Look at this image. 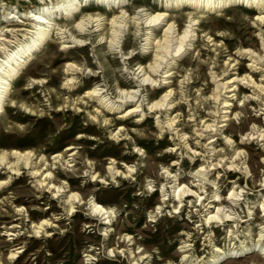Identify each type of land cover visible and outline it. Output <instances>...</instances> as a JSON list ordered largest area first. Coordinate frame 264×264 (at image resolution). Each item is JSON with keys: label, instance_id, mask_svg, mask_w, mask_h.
<instances>
[{"label": "rangeland", "instance_id": "rangeland-1", "mask_svg": "<svg viewBox=\"0 0 264 264\" xmlns=\"http://www.w3.org/2000/svg\"><path fill=\"white\" fill-rule=\"evenodd\" d=\"M38 1L0 0V28L8 29L9 39L0 46V59L23 37L28 26L23 23L29 21L27 11H35ZM118 1L119 8L112 2L107 5L95 0H70L71 5L82 3L74 17L55 12L47 43L25 58L11 81L9 96L0 112V149H30L36 167L43 166L39 157L44 155L42 160L46 158L50 163L47 166L54 174L53 182L63 181L69 192H78L83 200L69 214L62 199L36 188L26 169L20 168L15 175L0 168V179H10L0 185V264H131L134 253L129 255L130 251L135 252V258L138 254L146 256L139 264H207L216 246L237 249L249 245L257 238L258 227L264 225V211L258 204L264 195V136L258 137V132L247 135L252 128L264 131V90L233 80L248 73V55H238L236 50L245 47L259 52L264 43V22L257 25L255 10L240 4L216 7L218 0L203 10L207 4L201 1L199 12L194 13L199 23L192 26L187 20L188 11L195 10L183 5L186 0ZM105 4L112 9H104ZM165 4L166 20L173 22L174 32L168 34V51L161 53L163 60L158 70L149 73L154 80L143 82L142 72L135 69L139 63L147 65L155 49L145 42L161 36L166 26V20H161L146 35L150 31L147 17ZM121 8L122 12L125 10L124 18H120L123 24L113 41L108 37L109 20L113 14H120ZM97 12L105 16L103 23L84 25L83 32L89 29L90 34L77 37L83 39L78 41L83 44L74 45L76 38L71 33L75 22L84 14ZM185 28L194 29L187 33L181 52H175L176 38ZM63 42L70 46L64 47ZM124 51L135 54L124 59ZM67 62L75 63L80 70L67 72ZM171 66L174 72L169 82L163 83L164 70ZM3 69L6 66H1L0 72ZM250 74L264 84V71L256 69ZM67 75L73 79H67ZM216 81L229 86L222 88L215 99ZM231 81L239 89L229 91ZM93 87L103 97L87 96L85 92ZM170 88L173 107L149 111L148 104ZM128 89L135 91L134 99L139 97L142 113L117 118L120 110L134 104L120 97ZM222 97L229 99L231 105L226 113L229 119L218 127L223 123L219 112L224 111L219 108ZM96 107L101 112L93 120L88 112L93 114ZM213 110L218 112L212 115ZM138 113L145 118L133 122ZM102 114H106L108 124L102 122ZM172 117V128L166 129L165 120ZM207 123L210 126L205 128ZM120 127L121 135L116 138L112 134ZM69 144L75 149L66 150ZM235 151H240L238 156ZM57 152L62 157L53 162L52 156ZM110 159L115 161L110 163ZM230 161H235L237 167L228 168ZM125 164L134 170L125 175L115 171L125 172ZM201 165L206 170L199 174L195 170ZM93 173L98 177L92 178ZM172 183L186 184L200 196L183 197L180 203L172 200ZM231 186L239 190L234 201L229 199ZM164 192L169 193V198L156 213ZM214 193L218 194L216 202H212ZM91 196L113 209L110 224H102V217L90 214L87 200ZM215 203H220L231 218L206 224V213L215 210ZM20 206L26 210L17 211ZM41 218L55 224L47 228L50 235L31 236L29 221ZM103 229L108 230L109 236L101 235ZM9 231L16 232L17 238L9 239ZM123 234L133 236L132 241H122ZM184 243L187 247L181 246ZM11 251L19 252L9 258ZM184 252L189 256L181 259ZM214 264H264V257L251 247Z\"/></svg>", "mask_w": 264, "mask_h": 264}, {"label": "bare ground", "instance_id": "bare-ground-1", "mask_svg": "<svg viewBox=\"0 0 264 264\" xmlns=\"http://www.w3.org/2000/svg\"><path fill=\"white\" fill-rule=\"evenodd\" d=\"M95 1L96 2H100V3L105 2L107 5L110 2H112V3H116L115 5H117L116 6L117 8L121 7L119 5V1L118 0H95ZM201 1H204V0H195L194 3H191L188 0L183 2V5H185V7H187L188 9L190 8V9L195 10V11H190V10L188 11V15L189 16H188L187 20H188V23L191 26H192V24H198L199 23V20H198V18H196L194 16V13H198L199 12V11H197V9L201 8V4H199V3H202ZM214 1L215 0H205L207 6H205V7L202 6V10H203V8H208V4L212 3ZM69 2H70V0H62V2H57V1L46 2V1H43V0H39L35 11H33V9H31V8L27 11V12H30V14L27 15V18H28L29 21H27L28 23L26 21H25L26 23L23 21L24 22L23 24H28V26L24 28L25 32L23 34V37L8 52H5V55H4L3 59H0V68L3 65L6 66V69L5 70L3 69L4 71L0 72V112L4 108V105H3L4 101L9 96V91L11 89L10 85H12L11 81L20 72V69L22 67V63L25 60V58L28 57L29 55H31L33 53H36L37 51L41 50V48H43V46L47 43L46 36L49 33V31H50L49 26H50L52 17L54 18V16H55V12L59 11L60 14L63 12V13H65V16L67 18H71V17H74L73 13L77 9V6H81V4H82V3H80L78 5V3H77V5H75V4L71 5V3L69 4ZM174 2H175V4L179 3V1H174ZM229 3H233V5H235V3L236 4H240L242 7L255 10L254 21L256 22V24L260 26L264 22V15H263L264 0H218L217 4H216V7H223V6L229 5ZM107 5L105 6L104 9H106V8L110 9L111 8V6H107ZM165 5L166 6L160 5L158 8H156L155 11H153L152 13H149L147 18L149 19L148 23H150V24L147 25V28L150 29V31L146 32V35H147V33L153 32L154 29H152V27L154 28V26L159 24L161 22V20H166V16L168 15V10H167L166 7H168V6H167V4H165ZM33 6H34V3H32V7ZM34 9H35V7H34ZM202 10H200V11H202ZM124 12H125V10L122 12V8H121L120 14H113L111 16V18L109 20V29H108V37L110 38V40H113V41L116 40L114 38L117 36V32L118 31L120 32V30H119L120 26H121L120 23L122 22V20H120V18H122V19L124 18L123 17L124 16ZM102 15L103 14H101L99 12L84 14V15H82L80 17V19L77 22H75L74 28H72V33H71V35H73V38L74 39L76 38V43L74 45L83 44V43L78 42V41H83V39H79L77 37H81V35H84V34H90L89 33L90 32L89 29H88V32H86V33L83 32L84 30H86L85 27H87V23L96 21V25L97 26H99L100 24L103 23V22L101 23V21H102V19H105V16H102ZM14 16H15L14 14L10 15L11 18H13ZM147 18H146V20H147ZM121 24H123V23H121ZM172 24H173L172 21L166 20V23H165L166 26H165V28L163 30L162 35L159 36V37L156 36L155 40H152V38H151L150 41L148 40V42H145V44H148V43L153 44L155 49H154V53H153V57H152L151 61L147 65H142L141 63H139L137 65L136 69H135V70L138 69V72H142L140 76H142L141 80L143 82L146 79H152L151 78V74H149V73L150 72H155L156 70H158L159 65H161L160 63L163 60V54H161V53H163V50H165L166 52L168 51L167 50V41H169L168 38H170V37H168V34L171 33V32H174V31H171ZM84 25H86V26L83 27ZM61 27L62 28L66 27V25L57 27V29L60 30ZM112 28H114V29H112ZM68 29H70V28H68ZM102 29L99 28L98 30H102ZM187 29L188 28H185V29H183V31L180 34L178 33L179 36L176 38L177 45H176L175 52H178L179 49L182 46H184L185 37H187V33L189 31L191 32L194 28L191 29V30H187ZM259 29H260V33H261L262 29L261 28H259ZM7 31H8V29L0 28V46L2 44H4L5 42L9 41V39L6 36V32ZM9 31H13V30L9 29ZM188 34H190V33H188ZM263 36H264V34H263ZM109 38H108V40H109ZM147 38H149V37H147ZM260 38H262V37H260ZM66 42H69V41H66ZM114 43L115 42H113V44ZM118 44H119V42H118ZM63 46L64 47L70 46V44H67V43L63 42ZM116 48H117V45H116ZM236 51H237L238 55H241V56H247L248 55L247 56L248 57V63H247V71H246L248 73H245L243 76H240V77L235 76V77H233V80L236 79V82H241V84H249L250 83L251 86L257 87L259 90H264V84H261V82L256 81L252 77V75L250 74V72H254V70L256 71V69H259V71L260 70L264 71V66H263L264 65V62H263L264 61V43H262V48H261V50L259 52H256V50H254V49L245 48V47L244 48H239ZM180 52L181 51H179V53ZM123 54H124L123 55L124 59H127V58L132 57L135 53H134V51H126V52L124 51ZM230 56L231 55L229 54V58H230ZM231 60H235L236 61L237 59L235 57H232ZM236 64H238V62L234 63V65H236ZM65 70L67 72L68 71H70V72H78L77 70H80V68L73 62H67ZM135 70L133 72H135ZM164 72H165V75L163 77V83H166V82H169L168 78L174 72L173 71V67L172 66L168 67L166 70H164ZM66 78L67 79H73L72 76H68V75H67ZM35 80L37 82V79H35ZM152 80H154V78ZM231 82L232 83L230 84V86L232 88L228 89L229 91H234L235 88L239 89L238 84L235 85L233 83L234 81H231ZM228 86L229 85H225L224 82L216 81L215 87H216V89L218 88V91H217L216 94H214V98L216 99L221 94L220 90L222 88H225V87H228ZM244 87H245V85H244ZM124 89H120V90L121 91H125ZM135 90L137 92L139 91L138 89H135ZM85 93H87V96H94L95 97V95L97 94V88L96 87L90 88ZM171 93H172V88L166 90L158 99H155V100L151 101V103L148 104L147 109H149V111H160L161 109L162 110H166V111L169 110L170 108L173 107V105L171 104L172 100L170 99ZM99 95H101V93ZM135 95H136L135 91H129V89H128V90H126L125 95H121L120 96L121 98L125 99L124 102H126V103H134V104H130L129 106H126L124 109L120 110L118 112L119 114H118L117 118H123V117L129 116V115H132L135 112H141L142 111V108L139 107V106H142V103H140L138 101L139 97L134 99ZM8 100H9V98H8ZM137 101L139 102V104H135V102H137ZM219 103L222 104L219 108L224 109V111H219V112H222V115H220V116L223 117V119H221L220 121L223 122V123L218 125V127L222 126V125H225L226 124L225 120L229 119L227 117L226 113L229 112L228 106L231 105V103L229 102V99L223 98V97L220 99ZM108 108H111V106H109ZM97 110H99L98 107L95 108L93 114L88 112V115L93 120H96L97 117H98V114H100V112H101V110H100L99 113H98ZM217 112H218L217 110H213L212 115H215V113H217ZM105 115L106 114H102V117H103L102 118V122L104 124H108L109 123V119L107 117H105ZM136 116L137 117L133 120V122L142 121L145 118V116H142V114H139V113L136 114ZM173 123H174V117L167 118L165 120V125L164 126L166 127V129H170V128H172ZM209 126H210V124L207 123L205 125V128H207ZM121 129H123V127H120L116 132H114L113 134L111 133V134L117 138L119 135H121V132H120ZM256 132H258V137L259 136H261V137L264 136V131L263 130H259V129L254 130L253 128L247 133V135H253ZM226 140H228L227 137H226ZM73 149H75V146L73 144H69V145L66 146V150H73ZM136 151L140 152V148H136ZM239 152L240 151L236 152V156L239 155ZM33 156H34V153L30 149H24V150H18L16 148H11L10 150L0 149V166H1L0 168H6V169H8V171L11 174H15V175L19 174V171H20L19 169L20 168L26 169L27 172L30 174V176L33 178V180L35 182L34 185H36V188L38 190H42L43 192L51 193L52 196L62 199V203L65 204L64 205L65 210L67 211V213L72 214V212L75 211V207L79 203H81V200H83L82 196L78 192H74V191L69 192L68 188L66 189L67 185L65 183H63V181L61 183L53 182L54 174H53V172L51 170H49V167L47 165L48 164L50 165V163L47 162L46 158H44L42 160L44 155H41L39 157V161H41L42 164H43L42 167H40V166L36 167L37 161H33ZM61 157H62L61 153H59V152L55 153L52 156V158L55 159V161H53V162L60 161ZM35 158H37V157H35ZM114 161H115L114 159H110V163H113ZM217 162H219V161H216V163ZM245 162H246V160H243L241 163L243 164V169L246 172L247 166H245ZM124 167H125V172L119 171L118 169H115V171L119 172V174L123 173L125 175L126 173H131L134 170L131 165H126L125 164ZM227 167L228 168H230V167L236 168L237 167V163L235 161H230L227 164ZM239 167L241 168V164L239 165ZM51 168H54V167H51ZM204 170H206V169L201 165L200 167H198V169L195 170V172L201 174ZM166 173H168V175H170V172H168L167 169H166ZM173 176H175V175H172V177ZM91 177L92 178L93 177L97 178L98 175H96V173H93V174H91ZM9 181H10L9 177L2 178V179H0V185H4V184L8 183ZM171 186L173 187V189L171 191L172 194L170 195L171 199L172 200L176 199L179 203L182 201L183 197H189V196H193V195L196 196V197L200 196L196 190L192 189L190 186H188L186 184H180V183L175 184V183H172ZM151 189H153V188H151ZM238 193H239V190H237L236 187H232L231 186V188L229 189V199L231 201L237 200L236 198H237V196H239ZM160 195H161V198L159 200V203L155 207V209H156L155 212L156 213L158 212V210L161 209L162 203L166 199L169 198V193L167 195L164 192V193H162ZM213 196H214V198L212 199V202H216L218 200V194L214 193ZM87 203L89 205L90 214L93 217L94 216L95 217H97V216L102 217V219H103V223L102 224H110L111 216L113 214V209L111 207H108V206L104 205L103 203L98 201L93 196H91L87 200ZM258 204H260V206L262 208L261 210L264 211V195L262 196V200H260L258 202ZM213 207H215V210L208 211L206 213V216L204 218V221H205L206 224L208 222H220V221H228V220H230V218H231L230 214L227 211H224V209L222 208L220 203H215L213 205ZM173 208L176 209L177 207L174 206ZM16 210L19 211V212H22V211H25L26 208L24 206H20V207H17ZM250 213H252V212H250ZM26 215H28V214H26ZM149 216L153 217L154 215L150 214ZM149 220L152 221V218H150ZM29 222H30L29 226H30L31 232H32L31 236H36V237L49 236L50 233L47 230V228L51 227V226H55V224H53L52 221H50L48 218H41L38 221L30 220ZM13 226H17V225L15 224V225H12L10 227H13ZM258 228L259 229H258V232H257V238L254 240V242H252L249 245H242V246H240V248H237V249H233V248L222 249L221 247L216 246L213 249L214 253L212 255H210L211 257L208 260L207 264H214L221 258L235 257L236 254H241V253L251 249V247H252L253 251L258 252L259 254H261L264 257V225L261 226V227H258ZM7 235L10 236L9 239H15V237L18 234L16 232L9 231V232H7ZM101 235L103 237L109 236L108 230L107 229H103V232L101 233ZM132 238H133V236H131L129 234H123L122 235V241H125V240L127 242L128 241H132ZM181 246L182 247H185V246L187 247V244L184 243ZM111 251L113 252V249H111ZM17 252H19V251H11L9 253V258H13L14 256H17ZM132 253H134V254L132 255L133 259H132V263L131 264H139L138 263L139 260H141L143 258H146L145 255L138 254V253H140V251L136 252L138 254L136 258H135L136 254H135L134 251H130L129 255L132 254ZM188 256L189 255H186V252H184L182 254V258L181 259L187 258ZM87 258H91V257L88 256ZM168 264H173V262H168ZM175 264H178V263H175Z\"/></svg>", "mask_w": 264, "mask_h": 264}]
</instances>
